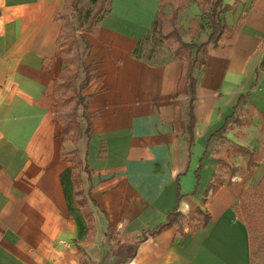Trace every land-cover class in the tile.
Masks as SVG:
<instances>
[{"label":"crops","instance_id":"obj_1","mask_svg":"<svg viewBox=\"0 0 264 264\" xmlns=\"http://www.w3.org/2000/svg\"><path fill=\"white\" fill-rule=\"evenodd\" d=\"M71 3L0 0V264H252L237 205L264 180V0H226L218 43L193 49L192 116L186 60L141 55L162 0H106L80 34L94 78L79 220L56 115ZM174 211L183 222L158 230ZM107 240L131 251L104 263Z\"/></svg>","mask_w":264,"mask_h":264},{"label":"rangeland","instance_id":"obj_2","mask_svg":"<svg viewBox=\"0 0 264 264\" xmlns=\"http://www.w3.org/2000/svg\"><path fill=\"white\" fill-rule=\"evenodd\" d=\"M215 0H206L205 10H203L204 0H165L162 10L160 11V23L161 26L156 24L152 32L149 33L145 39L142 56L146 55L151 61L159 63L172 58H176L175 52L180 48L178 37L185 42L196 41L198 44L203 39H208V31H210L209 20L204 14L205 12H211ZM223 1V6H227ZM71 7L69 9L70 14L68 18H64V29L60 40V47L62 55L65 59L64 74L57 90L56 98V115L57 120L60 121L64 128V124L70 123V132L64 134L66 142L68 143V150L70 156L68 159L72 164L77 163L78 166L72 168V180L73 185L72 193L77 194L74 196L75 201L72 204L75 207L74 212L76 218L83 219L80 216L82 208H85L87 201L84 199L83 186L86 178L84 170V155H85V138L82 140H75V126L72 124V120L80 123L85 127L83 120V112H85L89 94L84 89V79L86 77L85 63L83 62L84 56L87 53L88 47L86 46L80 34L86 33L90 29V23L92 15L99 7V2L95 0H71ZM208 2V3H207ZM74 5V6H72ZM187 6V7H186ZM182 7V9H180ZM186 7L185 9H183ZM103 10V8H102ZM175 10L178 11V18L175 19L173 25L170 23V16ZM94 17V15H93ZM173 21V20H172ZM89 24V25H88ZM160 27H162L160 29ZM194 27L200 32L198 38H192V30ZM174 32L175 34H170ZM83 38V37H82ZM67 58V60H66ZM84 97V101H82ZM82 98V99H81ZM77 146V147H76ZM264 148L259 146V150ZM67 155V153H66ZM241 179L243 184L244 180H249L248 172H243ZM80 179V184L76 185L74 177ZM234 180H237L234 178ZM80 191L78 194L76 192ZM72 194V196L74 195ZM83 193V194H82ZM78 200H83L81 204ZM238 212L242 219L248 224L250 229L251 241H252V264H264V180H257L253 184H246V190L244 191L240 202L237 205ZM85 212V211H83ZM183 221V220H182ZM186 221V220H185ZM184 221V222H185ZM131 251L130 248H125L123 245H117L116 240L104 241V263L112 262V260L118 257L121 259L127 256Z\"/></svg>","mask_w":264,"mask_h":264},{"label":"trees","instance_id":"obj_3","mask_svg":"<svg viewBox=\"0 0 264 264\" xmlns=\"http://www.w3.org/2000/svg\"><path fill=\"white\" fill-rule=\"evenodd\" d=\"M95 1L97 2L98 0H95ZM164 1L165 0H162V6L165 3ZM223 1L224 0H215L214 1L215 3L213 4L212 11L204 13V14H206V16H207V18L209 20V24H210V33H209V37H208V39L206 41L201 42L200 44H198V43H196V41L185 42L184 40H181V37H178V41L180 43V48L177 49V51L175 52V55L177 57L181 58V59L186 60V62H187L186 74L183 77L182 84H181V87H180V92L188 93L190 95V98H191L190 115L191 116H192L191 110H192V107H193L194 100L196 98V90H197L198 83H199V76H198V73L196 72V69H195L198 59H197V56H194L195 54L193 52L194 51L193 49L195 48V49L200 51V49L205 48L210 43H215V44L218 43L220 37L222 36L223 32L226 29V23L224 21L223 14L226 11H228L229 8H230V6H228V5L227 6H223ZM105 3H106V0L100 1L99 7L97 8V11L94 13V17L91 18L92 24L95 23V21L97 19L96 18L97 15L100 14L103 11L102 8L104 9ZM205 3H206V0H204V4H203V10L206 11ZM186 7H184L183 9H185ZM180 9H182V7ZM178 11L180 12V10H175L173 12V14L170 16L171 25H173L175 19L178 18ZM157 23H158V25L161 26L160 14L158 15ZM161 28L162 27H160V29ZM197 28L198 27H196V28L194 27V29L191 31L193 39L198 38L199 35H200V32H199V30ZM170 34H175V33L171 32ZM80 37H81V39H83L81 35H80ZM84 42H85L86 46L89 49L87 41L84 40ZM66 60H67V58H66ZM84 70L86 71V77L83 80L84 81L83 82L84 86H83L82 89H84L85 86H88L89 83L94 78V73L92 72V70L89 67H85ZM89 98H90V96L88 97V100H89ZM82 101H84V97H83ZM190 121L193 122V117H191ZM72 124L75 126L74 141L75 140L79 141L83 136H85L86 133L88 134L89 127L84 129V128H82L80 123H78V122H76L74 120H72ZM69 125H71V124L70 123L64 124V128H63V133L64 134H67L68 132H70L71 126H69ZM75 142H77V141H75ZM77 163H80V161L77 160V162L75 164L74 163L72 164V167H74V169H75V167L78 166ZM248 163H249L250 167L253 164V162H251V161H249ZM63 180H64V182H66L65 183L66 192H68V194L72 193L71 186L73 185V180H72V172H71V170H69L68 172L64 173ZM74 180H76V183H78V184L80 183V181H79L80 179H78V177L75 176ZM76 193L80 194L81 192L78 191ZM82 202H84V201L83 200H78L79 204H81ZM74 209H75V207L73 206V204L71 202L72 213H74ZM199 212H201V210H198V213ZM183 217L184 216L182 214H180L177 211H174L173 213L170 214V216L168 217V220L164 224H162L159 227L158 230L171 227V226L175 225L176 223L179 224V223L183 222L182 221L184 219ZM204 217L206 218V220L209 219L208 214L204 215ZM191 219L195 220V216H192ZM181 226H182V224H181ZM158 230H156V231L158 232Z\"/></svg>","mask_w":264,"mask_h":264}]
</instances>
